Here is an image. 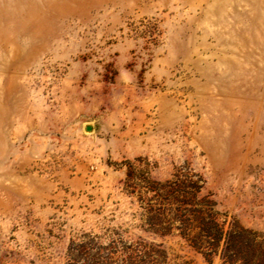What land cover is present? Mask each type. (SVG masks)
Segmentation results:
<instances>
[{"label": "rangeland", "instance_id": "374dc122", "mask_svg": "<svg viewBox=\"0 0 264 264\" xmlns=\"http://www.w3.org/2000/svg\"><path fill=\"white\" fill-rule=\"evenodd\" d=\"M260 261L264 0H0V264Z\"/></svg>", "mask_w": 264, "mask_h": 264}, {"label": "trees", "instance_id": "16d2710c", "mask_svg": "<svg viewBox=\"0 0 264 264\" xmlns=\"http://www.w3.org/2000/svg\"><path fill=\"white\" fill-rule=\"evenodd\" d=\"M230 235H231V234H228L227 237L230 238ZM262 262H263V261H260L259 264H261ZM256 264H258V263H256Z\"/></svg>", "mask_w": 264, "mask_h": 264}]
</instances>
